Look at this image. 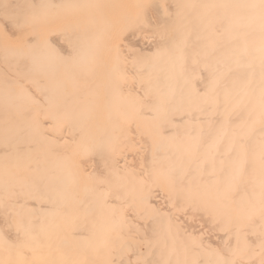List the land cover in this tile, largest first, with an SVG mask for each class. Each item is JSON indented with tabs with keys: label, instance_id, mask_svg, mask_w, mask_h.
<instances>
[{
	"label": "bare ground",
	"instance_id": "1",
	"mask_svg": "<svg viewBox=\"0 0 264 264\" xmlns=\"http://www.w3.org/2000/svg\"><path fill=\"white\" fill-rule=\"evenodd\" d=\"M118 2L0 0V264H264V0Z\"/></svg>",
	"mask_w": 264,
	"mask_h": 264
},
{
	"label": "rangeland",
	"instance_id": "2",
	"mask_svg": "<svg viewBox=\"0 0 264 264\" xmlns=\"http://www.w3.org/2000/svg\"><path fill=\"white\" fill-rule=\"evenodd\" d=\"M117 1H118V0H117ZM118 3H125V4L127 3V5H128L129 3H132V0H131V2H130L129 0H125V1H124V0H121V2H118ZM3 4H4V3H3ZM132 4H133V3H132ZM131 6H132V5H131ZM149 6H151V7H147V8H150V9H152L153 7H156L155 4H152V5L150 4ZM124 7H125V6H124ZM1 8H3V7H0V13H1V11H2V15L4 16V12H3L4 9H1ZM126 8H127V7H125V9H126ZM129 8H133V7H129ZM134 8L136 9L135 6H134ZM143 8H144V7L139 6V7H138V10H139V11H142V10H145V9H146V8H144V9H143ZM118 9H119V8H118ZM140 9H141V10H140ZM153 9H154V8H153ZM71 15H73V14H71ZM1 18H2V17H1ZM152 33H153V34H151V35H153L152 38H153L154 36H156V37L159 36L158 34H155V33H159V31H157V32H152ZM151 35H150V36H151ZM150 36H149V37H150ZM156 37H155V38H156ZM153 39H154V38H153ZM7 43H9V45H8ZM2 45H3V46H2ZM12 46H13L12 41H10V40H6V41H5L4 39L0 38V47H1L0 49H1V50H2V49H5V50H6V49H10V48H12ZM3 47H4V48H3ZM134 48H136V47H134ZM134 48H133V47H129V48H127V51H130V52L132 51V52H133ZM130 52H129V53H130ZM133 53H134V52H133ZM135 53H136V52H135ZM6 59H7V58H6ZM1 60H2V59H1ZM3 60H4V58H3ZM9 60H10V59L4 60V62L7 61V63H8ZM11 62H12V60H11ZM11 62H9V63H10L9 65H12ZM2 64H3V62H2ZM5 64H6V63H5ZM5 64H4V65H5ZM71 64H72V63H70V64H69V63H66V66H67V65H68V67H69V66H72L73 64H72V65H71ZM113 64L116 65L115 62H114ZM113 64L111 65V67L113 66ZM0 65H1V64H0ZM4 65H3V66H4ZM6 65H7V64H6ZM3 66H0V67L2 68V70H3V68H4V71H5V72L8 71L7 69L5 70V68H8L9 66H8V65H7L6 67H3ZM0 70H1V69H0ZM9 70H10V69H9ZM120 71H121V70H120ZM1 72H2V74H5V72H3V71H1ZM10 72H11V71H10ZM10 72H7L8 75L10 74ZM7 73H6V74H7ZM2 74L0 75V78H1V76H3ZM5 77H6V76H5ZM5 77H2V79L4 80ZM9 78L12 79V76L10 75ZM2 79H1V81H3ZM6 79L8 80L7 83L10 85L11 82H9L10 80L8 79V76H7ZM6 79H5V80H6ZM5 82H6V81H5ZM70 82L72 83V81H67V82H66V84H67V85H66V87H67V88H66V91H68V92H72V90H73V86H72L73 84H71ZM1 84H2V82H0V86H1ZM9 85H7V86H8V87H11V86H9ZM69 88H70V89H69ZM1 91H2V88H0V92H1ZM24 106L28 107L27 109L30 108V105L28 106V104H26V103H24ZM43 110L46 111L47 109H42V111H43ZM50 110H51V109L49 108L47 112H49ZM71 111H74V110L71 109ZM26 112H29V110L26 111ZM26 112H25V113H26ZM30 112H31V111H30ZM8 113H10V111H9V112L7 111V114H8ZM10 114H13L12 111H11ZM10 114H8V116H7V117H9L8 119H7V117H5L6 120L0 118V125H1L0 127H2V124H3V123H5V124H3V125H4V127H6V126H5V125L7 124L6 121H8V122L11 121V122H13V120H14V121L16 120V117H15L14 115L11 116V117H12V119H11ZM28 114H30V113H28ZM47 114H49V113H47ZM1 116H2V115H1ZM1 116H0V117H1ZM3 117H4V116H3ZM13 117H14V118H13ZM68 120H69V122H71V120H72L73 122H75V121H79V120H77V119L74 120V118H72V119H68ZM68 120L65 121V122H68ZM44 121H47V122H48L47 119H45ZM11 122H10V123H11ZM10 123H9V125H10ZM9 125H8V127H9ZM10 126H11V125H10ZM4 127L0 128V130L2 131V132L0 131L1 133H3L4 131H6L7 129H8V131H10L8 127H6V128H4ZM11 128H13V123H12V127H11ZM11 128H10V129H11ZM54 128H55V126H54ZM54 128H51V129L55 130ZM56 128H57V127H56ZM66 130H67V128L65 129V131H66ZM68 130H69V128H68ZM48 132H49V131H48ZM0 136H1V135H0ZM31 156H33V154H32ZM37 158H40V160L37 161V162H40V163H41V167H42V165H43L42 169H44V171H45V169H47V170H46L47 172L51 171L50 169H52V168H50V167H52V166H50V167L47 166V168H46V164L49 165V163H44V161H45V162L49 161L48 159H47V160H46V159L44 160V159H43V158H44L43 156H40V157H37ZM45 158H46V157H45ZM0 159H1V158H0ZM3 159H4V158H3ZM3 159H1V160H3ZM8 160H9V163H10L11 159H8ZM30 160H31V159H30ZM32 160L34 161L35 159L32 158ZM37 160H38V159H37ZM56 160H57V159H56ZM62 160H63V159H62ZM64 160H65V159H64ZM5 161H7V159H5ZM33 161H32V162H33ZM35 161H36V160H35ZM2 162H3V161H2ZM2 162H1V163H2ZM12 162H13V160H12ZM32 162H31V163H32ZM6 163H8V161H7ZM34 164H35V162H34ZM38 164H39V163H38ZM3 165H4V166H3ZM3 165H1L0 168H3V169H4L5 167H6V168L9 167L8 164H7V165H6V164H3ZM5 165H6V166H5ZM44 165H45V166H44ZM48 168H50V169H48ZM15 169H17L16 166H15ZM15 169H14V168L10 169V167H9L8 169H5V170H9V171L12 172V171H15ZM36 170H37V169H36ZM34 171H35V169H34ZM44 171H42V172H44ZM32 172H33V171L31 170V173H32ZM37 172H38V170H37ZM31 173H30V174H31ZM35 174H36V172H35ZM38 174H40V171H39ZM38 174H36V175L38 176ZM13 175L15 176V174H13ZM31 175H32V174H31ZM36 175H35V176H36ZM31 177H34V175L31 176ZM31 177H30V178H31ZM90 177L93 179L92 176H90ZM90 177H88V182H89V184H91L92 181H93ZM28 178H29V177H28ZM30 178H29V179H30ZM51 178H53V177H51ZM51 178H50V179H51ZM89 178H90V179H89ZM91 180H92V181H91ZM63 209H64L63 207L60 208V210H63ZM125 212H126V211H125ZM47 216H50V214H48ZM47 216H46V217H47ZM54 216H56V217H54ZM54 216H53V218H57V215H56V214H55ZM44 217H45V216H44ZM49 218L51 219V218H52V215H51ZM72 218H73V217H64V218L61 217L62 220L60 219V221L57 223V224H59V225H56L55 228H52V229H51V226H48V223H47L46 226H44V228L46 229V233H47V235H48L49 233H50V234H53V237H54L55 240H53V237H52V238L50 237V239H52L53 241L56 242V238H58L59 235H60V237H62V236L65 237V235H67V238H68V237H69V236H68L69 233H68L67 231H68L70 228L67 229V227H65V226H67V224H69V223H70V224H69L68 226H70V225L72 224L71 221H74V220H75V219H72ZM55 220H56V219H55ZM143 221H144V220H142V222H143ZM137 225H139L140 227H137V226H136L137 228H135V230H136V229L140 230V231H139L140 233H138V231L136 230L137 232L135 231V233H134V236H135V237H134V238H136V237L138 236V237H137V240H138V242H139V241H140V237H139V235H137V233L140 234V235H142L141 232L143 233V231H144V230H143V231L141 230V220H140V223H138ZM144 233H145V232H144ZM132 235H133V233H132ZM143 235H144V234H143ZM143 235H142V237H143ZM147 236H148V235H147ZM37 237L40 238V239H46V236H41V235H40V236H37ZM69 239H70V237H69ZM150 239H151L150 242L153 243L155 238H154V239H153V238H150ZM160 239H161V238H160V235H159L158 238L156 237V242L158 243V241H160ZM52 240H50V241H52ZM152 240H153V241H152ZM57 241H59V238H58ZM147 242H149V240H148ZM150 242H149V244H151ZM139 243H141V241H140ZM154 243H155V242H154Z\"/></svg>",
	"mask_w": 264,
	"mask_h": 264
}]
</instances>
